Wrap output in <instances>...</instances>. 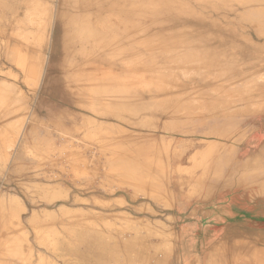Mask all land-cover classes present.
<instances>
[{"label": "rangeland", "instance_id": "rangeland-1", "mask_svg": "<svg viewBox=\"0 0 264 264\" xmlns=\"http://www.w3.org/2000/svg\"><path fill=\"white\" fill-rule=\"evenodd\" d=\"M81 1L0 0V264H202L203 236L264 232V0Z\"/></svg>", "mask_w": 264, "mask_h": 264}, {"label": "crops", "instance_id": "crops-1", "mask_svg": "<svg viewBox=\"0 0 264 264\" xmlns=\"http://www.w3.org/2000/svg\"><path fill=\"white\" fill-rule=\"evenodd\" d=\"M233 227V226H232ZM234 229V228H232ZM239 228V235L238 233H232V230H230V233L228 234V239H219L217 242L212 241L215 237H217L216 234L203 236L204 239H207L206 241L203 239L204 247H206L202 253H201V263L202 264H254L256 263V258L253 256L255 253L259 251V248L261 250L264 248L257 246V239L259 237L264 236V232H259L257 228H253L249 230L246 227H243V229ZM226 228H224L223 234L225 232ZM247 232V234L245 233ZM225 236V235H223ZM245 236V237H243ZM249 240H248V238ZM210 237V239H209ZM221 237V235H219ZM233 237V238H232ZM253 237V241H252ZM240 239L239 245H237V239ZM242 239H246L245 242H242ZM221 240V241H220ZM249 241V242H248ZM218 244L223 245V248H217V246H220Z\"/></svg>", "mask_w": 264, "mask_h": 264}, {"label": "bare ground", "instance_id": "bare-ground-1", "mask_svg": "<svg viewBox=\"0 0 264 264\" xmlns=\"http://www.w3.org/2000/svg\"><path fill=\"white\" fill-rule=\"evenodd\" d=\"M75 4H76V6L81 5L82 1L78 0V2H76ZM88 20H90V19L87 18L86 14L82 13V14H80V16L76 22V31H75L74 36H76V39H77L76 43L80 44L83 47H85L88 44H91V42L93 41V37L96 36V31H93L92 29L89 28ZM75 21H76V19H75ZM99 35H100V37L102 36L101 33ZM64 79L65 80L69 79V76L67 75L66 77H64Z\"/></svg>", "mask_w": 264, "mask_h": 264}]
</instances>
